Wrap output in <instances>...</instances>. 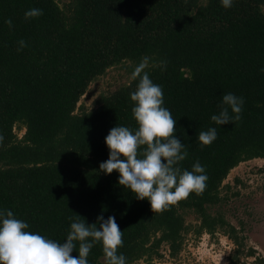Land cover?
I'll use <instances>...</instances> for the list:
<instances>
[{
    "label": "trees",
    "instance_id": "16d2710c",
    "mask_svg": "<svg viewBox=\"0 0 264 264\" xmlns=\"http://www.w3.org/2000/svg\"><path fill=\"white\" fill-rule=\"evenodd\" d=\"M264 0H0V211H12L27 231L64 243L79 215L88 226L114 216L123 231L118 255L126 264H160V248L175 257L189 232H236L220 208V189L239 163L264 160ZM43 14L25 20V12ZM11 19L12 27L5 21ZM26 47L18 51L19 41ZM145 72L163 90V107L176 120L175 137L188 152L177 165L205 168L206 188L162 213L106 175L105 143L117 126L137 130L131 79L143 57ZM162 62H166L162 64ZM121 66L130 79L96 97L90 109L77 103L91 82ZM143 75V73L141 74ZM243 98L240 120L217 125L223 96ZM23 134L17 138L14 128ZM216 128L201 146L198 134ZM123 158V157H121ZM237 181V179H235ZM226 191L229 187H223ZM226 199V198H225ZM193 215L196 225L186 223ZM99 225H97L98 227ZM72 255L78 257L79 242ZM250 250L247 256H252ZM88 264H105L97 243Z\"/></svg>",
    "mask_w": 264,
    "mask_h": 264
},
{
    "label": "clouds",
    "instance_id": "9594fccd",
    "mask_svg": "<svg viewBox=\"0 0 264 264\" xmlns=\"http://www.w3.org/2000/svg\"><path fill=\"white\" fill-rule=\"evenodd\" d=\"M187 2V0H185ZM224 8H230L233 0H221ZM43 14L41 9L25 12V20ZM5 23L12 27L11 19ZM19 41L18 51L26 47ZM149 58L143 57L131 75L139 78L136 90L131 94L134 102L132 116L138 125L133 131L128 127L117 126L110 130L105 143L109 158L100 164V171L110 175L119 173V185L129 189L138 200H147L152 212L169 210L192 193L200 195L206 188L208 179L205 168L197 161L191 171L181 170L177 165L185 160L188 152L184 144L175 137L176 120L172 113L163 107V90L149 78L145 69ZM166 65V62H162ZM143 73V75H141ZM243 98L231 93L223 96L221 111L211 120L217 125L232 122L229 109L235 120H240ZM217 139L216 128H209L198 134L200 145L209 146ZM3 136L0 135V142ZM123 157V158H121ZM70 225V232L64 243L27 231V223L14 217L12 211H0V264H88L90 250L97 243L102 245L105 264H126V257L118 255L123 245V231L115 217L97 218V224L88 226L85 220L76 215ZM97 225H99L97 227ZM79 242L78 257L72 255Z\"/></svg>",
    "mask_w": 264,
    "mask_h": 264
},
{
    "label": "rangeland",
    "instance_id": "374dc122",
    "mask_svg": "<svg viewBox=\"0 0 264 264\" xmlns=\"http://www.w3.org/2000/svg\"><path fill=\"white\" fill-rule=\"evenodd\" d=\"M61 6L66 0H56ZM264 11V5L261 7ZM130 75L121 67H112L105 74L91 82L77 103L86 110L90 109L100 94H108L120 85L126 84ZM17 138L23 130L14 128ZM237 179V181H235ZM227 185L229 190L223 187ZM224 204L220 211L224 219L232 225L236 232L238 259L236 264H264V160L252 159L239 163L231 169L223 180L220 189ZM186 223L196 225L193 215L186 217ZM237 249L236 245L226 237L225 232L216 231L212 235L203 233L195 236L186 234L181 251L175 257L167 255L161 246L160 264H230L229 257ZM252 256H247L249 251ZM136 264H145L143 260Z\"/></svg>",
    "mask_w": 264,
    "mask_h": 264
}]
</instances>
